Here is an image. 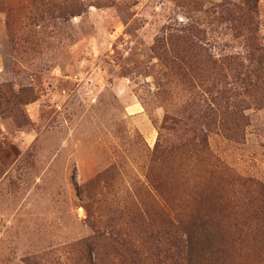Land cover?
<instances>
[{
    "label": "rangeland",
    "instance_id": "1",
    "mask_svg": "<svg viewBox=\"0 0 264 264\" xmlns=\"http://www.w3.org/2000/svg\"><path fill=\"white\" fill-rule=\"evenodd\" d=\"M257 8L251 30L246 0H0V264H86L96 237L121 264L110 239L132 258L204 223L216 260L264 264Z\"/></svg>",
    "mask_w": 264,
    "mask_h": 264
},
{
    "label": "trees",
    "instance_id": "2",
    "mask_svg": "<svg viewBox=\"0 0 264 264\" xmlns=\"http://www.w3.org/2000/svg\"><path fill=\"white\" fill-rule=\"evenodd\" d=\"M248 16L245 19V25L253 30L257 28L256 14H257V0H246ZM255 27V28H254ZM249 59L252 66L254 65L253 76L259 79L261 75H264V45L252 46ZM176 233V237H171V233L164 234V237H147L148 249L146 254H143L141 250H135L133 256L126 252V250L133 249L134 243H129L127 237H121L122 241L116 239L111 240V248H114L123 244L124 247H118L122 250V254H115L117 258L121 260V264H165V261L171 264H223L222 259L216 260L217 255L212 250V237H215L213 227L209 226V223L203 224L202 233L199 230L194 234H187L183 231ZM202 235V236H201ZM105 237H96L88 240L85 244L89 252L98 250L96 260L92 258L86 261V264H104L98 247L100 240H104ZM167 244L168 247H173L174 251H167L163 256L157 252L158 247L161 244ZM152 254V255H151ZM157 256V257H153ZM163 257L162 261L154 263L156 258ZM108 260H112V255L107 257Z\"/></svg>",
    "mask_w": 264,
    "mask_h": 264
}]
</instances>
